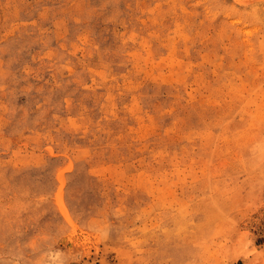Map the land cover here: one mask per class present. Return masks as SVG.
<instances>
[{
	"label": "rangeland",
	"instance_id": "obj_1",
	"mask_svg": "<svg viewBox=\"0 0 264 264\" xmlns=\"http://www.w3.org/2000/svg\"><path fill=\"white\" fill-rule=\"evenodd\" d=\"M0 264H264V0H0Z\"/></svg>",
	"mask_w": 264,
	"mask_h": 264
}]
</instances>
